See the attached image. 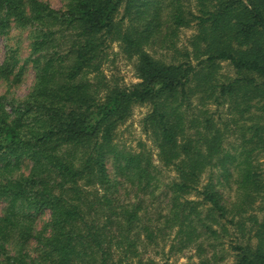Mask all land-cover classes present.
I'll use <instances>...</instances> for the list:
<instances>
[{
    "label": "trees",
    "instance_id": "1",
    "mask_svg": "<svg viewBox=\"0 0 264 264\" xmlns=\"http://www.w3.org/2000/svg\"><path fill=\"white\" fill-rule=\"evenodd\" d=\"M12 25L30 32L34 83L0 96V264H158L146 246L160 242L166 259L264 264V0H0V36ZM113 43L135 84L106 77ZM137 105L158 164L143 142H116ZM216 167L221 179L201 180ZM233 175L226 204L218 186ZM157 192L166 212L151 217L141 196Z\"/></svg>",
    "mask_w": 264,
    "mask_h": 264
},
{
    "label": "rangeland",
    "instance_id": "2",
    "mask_svg": "<svg viewBox=\"0 0 264 264\" xmlns=\"http://www.w3.org/2000/svg\"><path fill=\"white\" fill-rule=\"evenodd\" d=\"M52 6L53 8H61L66 0H42ZM195 27L193 28H184L179 31V44L184 45L188 37L194 33ZM30 32L28 29H20L16 25H12L9 32L5 35L0 36V64H2L5 59L11 54L15 56L16 66L13 70L7 75V77H2L0 75V96L5 97L8 100L23 99L27 93L30 91L34 83V69L32 63L29 61L30 58ZM159 53V52H157ZM157 55V54H156ZM166 57H169L167 54ZM168 60V59H167ZM102 69L108 79L111 81H116L120 86H130L139 81L134 73L133 62L126 59L124 55L119 50L117 43H113L110 48L107 50L106 60L102 64ZM223 73H226L232 76L234 73L232 69L223 64ZM147 106L137 105L132 109L131 115L119 125L116 131V142L119 146L126 149L135 151L139 149V143L143 142L146 149H149L153 153V159L155 163L158 164L156 160V150L152 146L151 142L147 139V136L144 135L141 127V120L144 115L147 113ZM232 140V139H231ZM23 165L20 167V170L16 173L20 174L27 173L29 168V162L23 160ZM108 172L111 176H114L112 163L109 161L107 165ZM213 173V174H212ZM220 168H214L207 170L201 176V180H206L209 177H212L214 180L221 179ZM119 180V177L116 176ZM174 178V174L168 168L161 169V180L168 182ZM218 178V179H216ZM219 190L223 196V200L226 204H230L235 200V182L234 175L227 180L220 182ZM129 193L128 195H130ZM118 195L122 199H129V196L126 195V191L119 186ZM145 198V203L148 205V215L156 216L158 213H165L166 207V197L162 193L157 192V197L149 201L145 195L141 196ZM130 200V199H129ZM144 203V204H145ZM3 204L0 203V209ZM262 213H257L260 217ZM149 216V217H150ZM48 220V212H44L37 217L35 223V229L40 230L43 228L44 224ZM162 243L160 242L161 247ZM34 246L30 243L28 248L31 250ZM159 247L146 246L150 257H153L158 264H198L197 258L193 256V251L188 250L184 253L169 255L165 254L161 256L158 254L160 251ZM166 250V247L165 249ZM164 257V258H163ZM230 262V260H229Z\"/></svg>",
    "mask_w": 264,
    "mask_h": 264
}]
</instances>
